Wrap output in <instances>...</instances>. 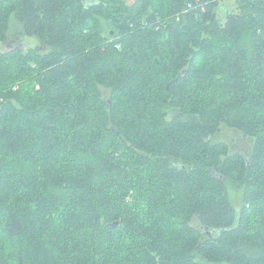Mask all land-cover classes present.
Returning <instances> with one entry per match:
<instances>
[{
    "label": "trees",
    "instance_id": "1",
    "mask_svg": "<svg viewBox=\"0 0 264 264\" xmlns=\"http://www.w3.org/2000/svg\"><path fill=\"white\" fill-rule=\"evenodd\" d=\"M226 1L0 0V264H264V0Z\"/></svg>",
    "mask_w": 264,
    "mask_h": 264
},
{
    "label": "rangeland",
    "instance_id": "2",
    "mask_svg": "<svg viewBox=\"0 0 264 264\" xmlns=\"http://www.w3.org/2000/svg\"><path fill=\"white\" fill-rule=\"evenodd\" d=\"M127 1L129 3L134 2V0ZM234 4V0H227L226 2H224V4H222L221 6V9L219 10L221 16L224 17L226 11L229 10V7L234 8ZM11 42L12 39L7 43V45H3V47H1L0 49H8L11 44L13 45V43ZM213 140L216 142H226L231 146V149H233L235 152H239L245 155H250L253 147V142L250 138L245 137L242 133L227 127H223L222 130L213 138ZM229 192L233 205L239 209L243 200V190L240 188H236L235 186H230Z\"/></svg>",
    "mask_w": 264,
    "mask_h": 264
}]
</instances>
